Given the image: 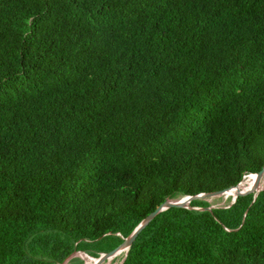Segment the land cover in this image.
I'll use <instances>...</instances> for the list:
<instances>
[{"label":"trees","instance_id":"trees-1","mask_svg":"<svg viewBox=\"0 0 264 264\" xmlns=\"http://www.w3.org/2000/svg\"><path fill=\"white\" fill-rule=\"evenodd\" d=\"M263 167L264 0H0V264L99 257ZM123 264H264V190L159 213Z\"/></svg>","mask_w":264,"mask_h":264},{"label":"water","instance_id":"water-1","mask_svg":"<svg viewBox=\"0 0 264 264\" xmlns=\"http://www.w3.org/2000/svg\"><path fill=\"white\" fill-rule=\"evenodd\" d=\"M251 175H255L256 176V182L254 184V187H252L250 190H247V191H242L240 189V184L243 181L242 180L238 185L230 187V188H227V189H224V190L213 191V192H204V193H200V194H197V195H185V196H180V197H177V198H168V199H166L155 211L150 213L146 218H144L140 222V224L124 240V242L122 244H120L118 247H116L112 251L101 253L99 257H93L91 255L90 256L93 257V258L99 259V262H102V261L104 262V261H107L112 256L116 255L118 252L126 249L127 252H126V254H125V256H124V258H123V260L121 262V264H123V262L125 261L127 255H128V252H129L131 246L133 245V243L135 242V240L137 239L139 234L154 220V218L159 213H161V212H163L165 210H168L170 208L180 207V208H188V209L212 212L213 209L219 208V207L218 206L216 207L215 205H212V204L210 206H207V207H196V206H192L191 203L194 200H198V199L209 201L210 198H218V197L222 196L224 193H226L227 191H229L231 189H236L238 191V193L232 199L231 203L229 205L225 206L227 208L231 207V205H233L237 201V198L239 196H241V195H247V194H250V193H255V198H256L258 196V194L262 190H264V187H260V181L264 177V167L258 173H252V174H249V175H246V176H251ZM80 252L86 253L84 251H76V252L72 253L70 256H68L60 264H72L71 261L74 258H76L77 253H80ZM86 254H88V253H86ZM73 264H86V263L83 262V263H73Z\"/></svg>","mask_w":264,"mask_h":264},{"label":"bare ground","instance_id":"bare-ground-1","mask_svg":"<svg viewBox=\"0 0 264 264\" xmlns=\"http://www.w3.org/2000/svg\"><path fill=\"white\" fill-rule=\"evenodd\" d=\"M264 178V177H263ZM256 182V176L255 175H251V176H246L243 181L240 184V189L242 191H247L250 190L252 187H254V184ZM243 187H248V188H243ZM260 187H264V179H261L260 181ZM238 191L236 189H231L229 191H227L226 193H224L222 195L223 198H227V197H235L237 195ZM213 199L215 198H210L209 201H213ZM127 250L124 249L120 252H118L116 255L112 256L111 258H109L107 261H102L99 262V259L93 258L90 255L80 252L77 253L76 258H80L81 260H83L86 264H121L122 262V258L125 256Z\"/></svg>","mask_w":264,"mask_h":264},{"label":"rangeland","instance_id":"rangeland-1","mask_svg":"<svg viewBox=\"0 0 264 264\" xmlns=\"http://www.w3.org/2000/svg\"><path fill=\"white\" fill-rule=\"evenodd\" d=\"M262 179H264V178H262ZM232 199H233L232 196H231V197H227L226 199L223 198L222 196H220V197H218V198L213 199V201H211V204H212V205H215L216 207H217V206H218V207H225V206H227V205H229V204L231 203ZM77 258H78V257H77ZM77 258H74V259L71 261V263H72L75 259H77ZM123 258H124V257H123ZM123 258H122V259H123ZM78 259H80V258H78Z\"/></svg>","mask_w":264,"mask_h":264}]
</instances>
